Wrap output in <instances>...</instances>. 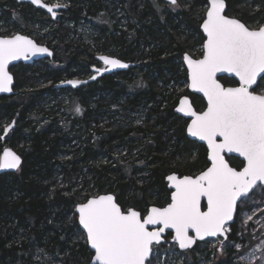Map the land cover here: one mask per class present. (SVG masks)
<instances>
[{"label": "trees", "instance_id": "trees-1", "mask_svg": "<svg viewBox=\"0 0 264 264\" xmlns=\"http://www.w3.org/2000/svg\"><path fill=\"white\" fill-rule=\"evenodd\" d=\"M44 1L67 7L53 20L30 4L0 0V35L21 33L54 52L50 60L13 66L14 94L0 96V154L9 147L22 158L17 172L0 174V264H91L76 204L111 193L142 212L162 207L170 197L169 174L195 176L209 166L206 147L187 137L188 120L175 112L184 95L198 112L206 107L177 84L187 82L183 55L201 57L195 46L204 40L200 24L208 5L177 0L183 9L173 12L162 0ZM226 3L230 17L264 24V0ZM80 26L84 36L74 37ZM100 54L133 66L87 85L62 86L92 77ZM228 160L238 170L243 165ZM229 229L232 244L239 240L236 223ZM206 245L180 252L190 262L173 264H242L233 246L216 261L200 250Z\"/></svg>", "mask_w": 264, "mask_h": 264}, {"label": "snow or ice", "instance_id": "snow-or-ice-1", "mask_svg": "<svg viewBox=\"0 0 264 264\" xmlns=\"http://www.w3.org/2000/svg\"><path fill=\"white\" fill-rule=\"evenodd\" d=\"M31 3L47 8L53 18L55 9L67 7L42 0ZM170 3L179 7L177 0ZM207 5L200 25L205 36L201 57L193 59L187 53L183 57L190 81L186 86L202 93L207 106L197 112L185 96L176 112L190 118L187 134L206 142L210 165L195 176L168 175L172 190L162 207L153 205L142 212L122 206L111 193L76 204L74 215L85 233L83 239L94 250L91 264H153L154 248L168 230L180 249H190L206 237L225 235L238 199L258 182L264 184V24L252 28L230 17L226 0H207ZM43 53L51 55L27 36L0 37V92L12 91L13 77L8 71L12 61ZM99 59L108 67L96 69L98 73L128 67L119 59ZM218 73L233 74L238 86L226 87ZM67 83L75 86L80 81ZM11 127L7 125L5 133ZM226 153L243 157L239 170L231 166ZM20 166L21 157L5 148L0 169L19 170Z\"/></svg>", "mask_w": 264, "mask_h": 264}, {"label": "rangeland", "instance_id": "rangeland-1", "mask_svg": "<svg viewBox=\"0 0 264 264\" xmlns=\"http://www.w3.org/2000/svg\"><path fill=\"white\" fill-rule=\"evenodd\" d=\"M48 4H55V2L52 3L49 2ZM170 9L173 12H181L183 7L180 4L179 7L172 5ZM205 11L203 13V17ZM60 12L61 10L56 11L57 14L56 19L59 18L61 14ZM7 25L10 24L7 23ZM250 27L255 28L254 26H250ZM84 29L86 30L85 26L78 27V29L74 32V37H78L79 35L84 36L85 33ZM14 34L15 32L12 35ZM201 49H202L201 46H197V45L195 46L196 52L197 50H200L201 52ZM100 67L103 68L102 65H100ZM91 75H93V73L89 74L87 77H90ZM187 84H188V80L187 82L180 81L178 82L177 87H179L180 89H185L188 88L186 86ZM140 119L141 118L139 116L138 120ZM249 217L251 218L249 219ZM234 222L237 225V233L239 236V240L237 242L232 244H227L226 240H223L222 238L209 239L204 242H200L207 244L206 246L201 247L200 250L204 254L206 253L212 254L211 259L217 261L225 256L226 248H232L233 246L235 248V252L237 254L238 260L242 264H264V188L263 187L258 186L249 196L245 197L241 201V203L238 206V211ZM230 232L231 231L228 228L227 233ZM165 247L166 248L164 249L163 252H158L154 248L152 255L153 264H173L176 261L184 262L185 259L187 262H190V257L188 255L184 256L180 254V252L185 253L188 252V250L180 251L175 242L170 241V243H168V241H165Z\"/></svg>", "mask_w": 264, "mask_h": 264}, {"label": "water", "instance_id": "water-1", "mask_svg": "<svg viewBox=\"0 0 264 264\" xmlns=\"http://www.w3.org/2000/svg\"><path fill=\"white\" fill-rule=\"evenodd\" d=\"M162 1L165 2L166 4L172 5V4L170 3V0H162ZM17 2H18V3L30 4V5H32L33 7H35V8H37V9H40V10L44 11L46 14H48L49 16H51V18H52L53 20H56V18H57V14H56V17L53 18V17H52V14L49 13V12L47 11V8H45V7H41V6H39V5H35V4L31 3V0H17ZM42 3L48 4V3H46V2L43 1V0H42ZM49 5H51V4H49ZM226 5H227V3H226ZM65 9H66V7H61V8L55 9V11L65 10ZM226 11H227V9H226ZM200 31H201L202 34H203V31H202V28H201V27H200ZM17 34H19V35H23V34H21V33H17ZM17 34H15V35H17ZM12 36H13V35H12ZM24 36H27V35H24ZM203 36H204V35H203ZM0 37H11V36H0ZM27 37L30 38L29 36H27ZM30 39H32V38H30ZM204 39H205V36H204ZM32 40H33V39H32ZM33 41H34L36 44L40 45V46H43V47L48 48V50H49V52L51 53V55H48L47 53H43V54H37V55H34V56L30 55L28 59L21 58V59H19V60L12 61V62L9 64V66H8V71H9L10 75H12V77H13V82H12V85H11V87H12V91H11V92H0V96H11V95L14 94L15 78H14V75L12 74V72H11V68H12L13 66H16V65H19V64H25V65H26V64H33L34 62L39 61V60H46V59H49V60H50V59L53 58V56H54V52H53V50H52L51 48H49V47L46 46V45L39 44V43H37L35 40H33ZM187 54H188V53H187ZM184 55H185V54H184ZM184 55H183V57H184ZM189 55H190V54H189ZM101 56H108V55L100 54V55L97 56V60H98L99 64L103 66V68H101L100 66H98V67L95 66V67L92 68V73H93L92 77H95V79H92V77H90V78H88V79H86V80L72 79V80L80 81V83L77 84V85H75V86H73L72 84L67 83L68 81H71V80H68V81H66L62 86H73V87H78V86H82V85H87L88 83H91V82H93V81L99 79L100 77H102V76H104V75L114 74V73H116V72H120V71H126V70H128L130 67L133 66L131 63L125 62V61H123V60H121V59H119V58L112 57V56H108V57H111V58L119 59L121 62L126 63V64L128 65V67H127V68H115V69H111V70H109V71H102V72L98 73V72L96 71V69H104V68L108 67L107 65H105V64L103 63L102 60L99 59V57H101ZM190 56H191V55H190ZM193 59H198V58H193ZM183 64H184L185 69H186V71H187V80H188V83H190V81H189V77H188L187 64L185 63L184 59H183ZM217 77H218L219 80H220V78H223V77L233 78V79L236 80V82H237V84H236L235 86H238V78L235 77V76H234L233 74H231V73H218V74H217ZM220 82H221V81H220ZM258 82H259V78H258ZM221 83H222V82H221ZM222 84H223V83H222ZM235 86H226V87H235ZM188 91H189V93H191V94H195V95H198V96L202 97V98L204 99L205 103H206V106H207V100H206V98L203 96L202 93L196 92V91L192 90V89L189 88V87H188ZM185 96H187V95H184V96H182V97H185ZM182 97H180V99H181ZM187 97H188V99H189V102L192 104V100H191V98H190L189 96H187ZM180 99H179V101H180ZM179 101H178V104H177L176 108L179 106ZM192 106H193V108L196 110V108L194 107L193 104H192ZM176 108H175V112H176ZM205 108H206V107H205ZM196 111H197V110H196ZM202 111H203V110H202ZM197 112H198V111H197ZM176 113H177L179 116L183 117L184 119L188 120V122H190V118L184 116L183 113H178V112H176ZM186 135H187V137H188L189 139L194 140V141H196V142H198V143L204 145V146L206 147V149H207V144H206V142H204V141H200L198 138H195V137H191V136H189V135L187 134V132H186ZM7 148H9V147H7ZM9 149H11L12 151H14L12 148H9ZM14 152H15L17 155H19L16 151H14ZM2 153H3V152H2ZM19 156H20V155H19ZM20 157H21V156H20ZM230 157H236V158L240 159L242 162H244V161H243V157H240L238 153H226V159H228V158H230ZM208 162H209V161H208ZM229 163H230V162H229ZM21 165H22V158H21ZM209 165H210V162H209ZM20 167H21V166H20ZM17 171H18V170H15V169H0V174L6 173V172H17ZM172 174H173V173H172ZM175 174H176V173H175ZM169 175H171V174H169ZM177 175H178V174H177ZM197 175H198V174H197ZM179 176H180V175H179ZM166 182H167V184H168V188H169V190L171 191L172 189H170V187H169V181L167 180V177H166ZM258 186H261V187L264 188V184H261V183L258 182L257 185H255L251 190H249V192H248L246 195H244V196H242L240 199H238V201H237V208H236V211L234 212L233 220L230 221V222H228V224L226 225L227 228H229V226H230L231 224H233V222L235 221V217H236V214H237V211H238V206H239V204L241 203V201H242L245 197L249 196V195L254 191V189L257 188ZM107 194H109V193H107ZM100 195H105V194H100ZM202 204H204V205L206 206V201H202ZM152 206H153V205H152ZM150 207H151V206H150ZM205 210H206V207H205ZM77 222H78V219H77ZM78 225H79V222H78ZM79 227H80V229L82 230V232L84 233V231H83V229H82V226L79 225ZM167 234H171V235H173L172 230H168V231H166V233L164 234V237H163V239H162V241H161V244L165 243ZM84 235H85V233H84ZM227 235H228V233L226 232L225 235H222V236H217V237H206L205 240H203V241H201V240H197L196 243H195L190 249H180L179 246H178V245H177V246H178V248H179L180 251H187V250H191V249H193V248L195 247V245H196L198 242H204V241L209 240V239H217V238H222L223 240H226V239H227ZM171 241L174 242L173 239H172V237H171ZM161 244H160V245H161ZM88 247H89V249L94 253V250H92V249L90 248L89 245H88Z\"/></svg>", "mask_w": 264, "mask_h": 264}]
</instances>
